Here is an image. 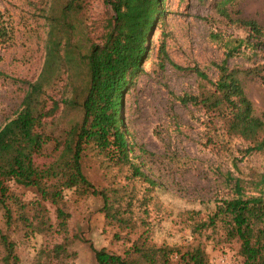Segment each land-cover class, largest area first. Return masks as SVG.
<instances>
[{
	"label": "rangeland",
	"instance_id": "obj_1",
	"mask_svg": "<svg viewBox=\"0 0 264 264\" xmlns=\"http://www.w3.org/2000/svg\"><path fill=\"white\" fill-rule=\"evenodd\" d=\"M59 1L0 0V127L17 113L25 81L35 79L41 71L49 38L48 16L59 13ZM221 1L164 0L166 12L150 33L142 69L124 93L122 122L112 117L119 107L108 93L90 103L82 141V171L99 189L121 184L130 188L125 164L138 162L158 183L153 190L154 201L147 206L148 229L140 224L130 232L109 223L99 210L101 199L93 195L67 193L70 215L67 232L60 236L26 234L21 226H9L0 206V235L6 234L14 242L18 264H61L48 258L47 250L65 236L74 255L61 257V261L74 264H98L90 243L123 254L141 234L148 235L149 243L172 249L169 264H185L175 249L183 252L197 244L205 249L208 264H243L238 230L264 241V150L240 160L238 149L244 146L240 139H232L223 149L208 145L209 135L217 142L222 138L207 127L202 110L182 105L177 99L183 93H197L205 80L168 62L161 65L157 57L160 40L165 38L173 63L185 68L198 65L215 80L213 62L220 63L227 51H232L228 65L251 70L241 74L242 83L255 114H264V47L256 46L249 28L239 22L254 19L264 32V0H228L222 5L227 16L217 10ZM109 12L101 0H92L80 16L85 24L83 34L95 39ZM79 84L78 77L64 73L51 93L61 100ZM60 106L56 121L61 129L78 117V112L64 111L62 101ZM100 114H106L107 121L100 122ZM233 162L239 166L235 175L262 181L258 187L262 186V194L251 189L240 200L227 194L221 172L233 171ZM118 165H123L120 170ZM135 183L141 198L144 184ZM9 189L20 192L0 174V197ZM30 195L28 192L23 198ZM47 205L54 222V208ZM132 208L134 219L146 216L139 201L134 200ZM3 253L0 238V264Z\"/></svg>",
	"mask_w": 264,
	"mask_h": 264
},
{
	"label": "trees",
	"instance_id": "obj_2",
	"mask_svg": "<svg viewBox=\"0 0 264 264\" xmlns=\"http://www.w3.org/2000/svg\"><path fill=\"white\" fill-rule=\"evenodd\" d=\"M91 1L60 0L59 13L49 14L47 53L41 71L35 79L25 81L26 90L17 113L0 127V174L8 184L20 189V192L9 189L0 197V206L4 207L6 223L21 226L26 234L60 236L66 233L70 215L67 211L68 192L79 197H99L102 201L99 210L109 223L121 230L131 232L140 224L148 229L147 206L154 201L153 190L157 181L145 173L138 162L130 161L125 164L129 171L128 180H131L130 188L128 184L95 187L82 171V141L90 116V103L96 97L108 93L119 107L112 112V117L116 122H122L120 106L124 93L142 69L150 33L166 12L164 0H101L110 12L95 39L83 34L85 24L80 17ZM226 1L217 4V10L225 16L227 12L222 5ZM239 22L249 28L256 46L264 47L261 26L254 19ZM231 54L232 51H227L220 63L213 62L217 77L212 80L198 65L185 68L173 63L166 50L165 38H161L157 51L161 65L168 62L177 69L193 71L205 80L197 93H183L177 99L182 105L202 110L207 127L222 138L217 142L209 135L208 145L223 149L232 139L244 142V146L238 149L242 160L264 150V114H255L242 83L241 74L251 70L230 67L227 58ZM64 73L78 77L80 84L72 87L69 97L60 100L54 98L51 91ZM60 101L65 105L64 111L74 109L78 112V117L61 129L56 121ZM99 119L100 122L107 121L108 116L100 114ZM124 134H128L127 130ZM122 166L117 168L120 170ZM233 167V171L221 172L229 196L240 200L251 189L262 194V186L258 188L262 181L244 180L234 174L239 170L236 162ZM135 181L144 184L141 198L137 197ZM28 192L30 197L23 198ZM134 200L143 207L144 218H133ZM47 204L54 208V222ZM238 234L243 264H264V241L246 237L240 230ZM0 238L4 251L2 264H18L14 242L6 234H1ZM68 245L65 236L62 241L52 244L47 257L60 260L61 264H74L61 261V257L74 255ZM90 247L98 264H169L172 251L168 246L149 243L148 235L144 234L123 254L110 252L105 247L96 248L92 243ZM175 250L185 264H208L207 253L200 244L183 252L178 248Z\"/></svg>",
	"mask_w": 264,
	"mask_h": 264
}]
</instances>
